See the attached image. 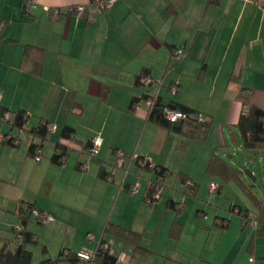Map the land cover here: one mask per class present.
<instances>
[{
    "label": "crops",
    "instance_id": "1",
    "mask_svg": "<svg viewBox=\"0 0 264 264\" xmlns=\"http://www.w3.org/2000/svg\"><path fill=\"white\" fill-rule=\"evenodd\" d=\"M0 3L2 6L0 17L7 19L0 40V106L9 110L26 111L28 120L25 130L31 117L36 118L35 124L40 118L49 121L52 125L50 133L57 131L59 127L61 130L64 125L73 127L74 139L63 140L60 137L56 141L65 143L69 149L75 147L78 154L82 152L83 142L87 139L93 140V136L96 135L101 139L100 148L114 144L111 136L104 137V130L110 131L106 126L97 130L98 134L94 133L90 126L89 130L84 132L83 139L77 138V130L82 128L81 125L88 124L83 121L87 106L95 107L96 104L97 110L106 108L109 114L114 113L119 120L134 118L142 124L141 136L147 129L154 130L153 126H155L154 134H148L152 139L149 140L148 137L143 142L147 148L158 145L157 141L161 139L162 134L166 135L164 138L166 142H169L167 137L171 138L175 135L203 141L209 134L214 116L218 113L216 124L222 144L224 125L233 126L245 107L237 97L238 92H241L245 86L264 89V6L262 5L243 3L240 0H115L109 8L102 11H90L85 8L78 13L75 8L79 5L86 6L89 0H29L26 5L33 6L27 13L22 7V0H3ZM8 6L11 7L10 11L6 8ZM53 9L58 12L52 14ZM197 36L198 45L195 42ZM28 44L42 51L39 72L31 71V62L23 54ZM170 47H186L184 57L170 55ZM105 65L125 72L126 88H114V81L110 82L95 72L99 66L102 68ZM142 67L149 68L150 77L157 84L153 94L167 95L163 86L176 81L178 91L174 99L211 120L204 139L172 133L148 121L142 100L133 112L127 110L133 96H140L142 93L151 94L149 91L139 89L141 86L133 84L134 74ZM160 72L162 75L158 77ZM231 74L238 76L241 83L239 90L228 87ZM157 81L161 84L159 85ZM154 82L148 86H153ZM190 82H195L198 86L196 93H193L197 94L194 98L180 94L184 85ZM5 87L9 90L6 91ZM201 94L210 95L217 100L218 109L215 108L213 112L203 106L199 99ZM93 111L89 123H93L96 117L97 112ZM27 133L29 140L24 153L14 150L19 145L18 140V144L14 147L0 145V159L22 156L20 165L32 163L33 159L27 155L32 136L28 131ZM90 134L93 136H89ZM75 141H78L76 142L78 145L73 146ZM139 142L140 139L136 142L137 147L140 146ZM119 149L120 147L114 146L112 154L113 150ZM162 150L163 147L160 146L158 151L162 153ZM53 152L54 144L51 154ZM48 159L51 163L50 156ZM79 159L78 157L77 161ZM102 162H104L103 158L98 160L99 166ZM154 162L168 167L169 174L172 172L169 164L158 160ZM98 168L96 180L102 182L95 181V183L109 188L104 183L108 180L98 176ZM178 173H183L198 187L190 171ZM150 176L148 183L154 178L153 174ZM127 185L129 186V183ZM127 185L121 187L130 193ZM21 202L16 203L14 208L16 214ZM148 205L151 206L149 203ZM165 208H168L166 201ZM199 212L198 209L195 214L199 215ZM218 214L216 212L214 216ZM222 216L228 219V224L226 228L221 229L220 237L227 233L230 224V219ZM174 221L177 222L175 218L172 223ZM112 224L120 226L122 223L116 221ZM179 224L180 229L174 238H178L181 232L182 224ZM211 225L213 226L212 223ZM129 229L133 230V226ZM133 231L142 235L140 230ZM237 239L241 240L240 237ZM247 240H249L247 245L249 256L244 252L242 262L237 264H257L256 259L262 261L260 264H264V236L251 237V231L246 239H242L239 243L236 256L233 258L230 256L229 264H235L237 255L244 247V241ZM129 246L133 253L149 251L141 245L144 250H135L131 244ZM86 248L89 247L84 245L76 252L93 251ZM111 250L116 253L112 248ZM117 256L122 264H133L131 258L127 259L126 256L118 254ZM200 260L202 259L198 261Z\"/></svg>",
    "mask_w": 264,
    "mask_h": 264
},
{
    "label": "rangeland",
    "instance_id": "2",
    "mask_svg": "<svg viewBox=\"0 0 264 264\" xmlns=\"http://www.w3.org/2000/svg\"><path fill=\"white\" fill-rule=\"evenodd\" d=\"M1 8L0 3V10ZM6 8L10 11L11 7ZM197 39L198 36L195 40L196 45H198ZM242 46H245V42ZM119 70V68L113 69L112 66L105 65L102 68L99 66L95 72L110 82L114 81V88H126L127 75ZM161 75L162 72L158 77ZM156 85L154 82L153 86L144 85L139 89L153 94ZM197 87L195 82H190L184 85L180 94L194 98L197 94L193 93H196ZM5 90L9 89L5 87ZM164 91H166L165 88ZM167 94L170 93L167 92ZM199 99L203 106L213 112L218 109V101L210 95L201 94ZM92 111L97 113L93 123H89ZM217 120L218 113L214 116L209 134L203 141L175 135L171 138L167 137L169 142H166L164 141L166 135L162 134L161 139L157 141L158 145L153 146L154 148H147L143 142L148 137L149 140L152 139L148 134H154L155 126H153L154 130L147 129L141 136L142 124L134 118L119 120L114 113L109 114L106 108L97 110L96 104L95 107L87 106L83 121L88 124L81 125L82 128L77 130V138L83 139L84 132L89 130L90 126L96 134L99 132L97 130L106 126L110 128V131L104 130V137L111 136L114 144L110 147L100 148V145L96 147L94 158L89 155L87 149L83 148L82 153L78 154L77 149L71 147L64 165L54 166L48 158L54 142L60 139L59 127L57 131H52L47 140L43 142L42 155L38 160L33 159L28 165H20L22 156L1 158L0 236L6 237L8 235L6 230L12 225L19 224L14 208L18 201L23 200L22 202L31 203L35 207V211L27 221V229L37 236L36 243L27 245L32 252V264H37L44 257L57 256L61 247L76 251L79 247L87 245L89 248L86 249L93 250L102 228L106 223L116 221L121 222L120 226L127 229L133 226V230H140L142 235L139 244L150 251L133 253L129 243L123 239L105 235L116 254L126 256L127 259L131 258L133 264H191L199 259L206 261L205 264H229L230 256L232 258L236 256L239 243L242 239H246L253 229L249 224H241L240 215L237 213L238 208L243 212L245 207H248L251 213L255 208L234 181H224L220 177L211 176L205 172L212 152L222 154L234 166L250 167L229 131L230 128L235 129L234 126L224 125L222 137L227 141L228 146L222 147ZM35 122L36 118L31 117L26 127L29 128ZM0 126V133L8 131L6 123L0 122ZM11 134L19 137V145L14 150L24 153L29 140L27 130H12ZM99 137L96 135L93 139ZM139 139L140 146L137 147L136 142ZM76 142L78 141L73 142V146L78 145ZM114 146L120 147L118 154H112ZM160 146L163 147L162 153L158 151ZM138 154H144L152 163L158 160L171 166L172 172L161 186L159 198L151 206L142 196L152 173L142 170L135 163L134 158ZM78 157L85 161L84 171L74 168ZM102 158L107 170L112 169L113 163L117 164L113 170V183L104 182L109 188L95 183V181L102 182L96 180L98 160ZM251 167L257 175L256 180L259 185L257 190L261 192L264 190L263 158H258ZM187 170L192 173V178L198 183L195 195L184 193V186L177 176L179 171L186 172ZM246 179L251 181L247 177ZM213 182L220 189L219 193H210L209 185ZM128 183L134 188L130 193L121 187ZM169 197L181 201L182 209L179 213L176 214L173 210L165 208V201ZM231 206L235 208V211L230 210ZM198 209L200 212L196 215L195 212ZM37 212L45 214L46 218L43 222L35 219ZM216 212L230 219L227 233L223 237H220L221 229L211 225ZM174 218L182 224L178 238L170 235ZM241 226L243 228H240ZM238 237L241 240H238ZM244 242V247L239 251L235 264L242 262L244 252L249 254L247 251L249 240ZM42 245L45 246L47 253L42 251ZM79 251L87 252L86 250ZM256 256L259 257V255ZM255 261L257 264L262 262L258 259Z\"/></svg>",
    "mask_w": 264,
    "mask_h": 264
},
{
    "label": "trees",
    "instance_id": "3",
    "mask_svg": "<svg viewBox=\"0 0 264 264\" xmlns=\"http://www.w3.org/2000/svg\"><path fill=\"white\" fill-rule=\"evenodd\" d=\"M29 0H22V7L26 12V4ZM97 1L103 0H89V4H94ZM255 4V3H253ZM260 5L264 6V0ZM28 13V12H27ZM7 19L0 17V40L1 31L6 25ZM179 47H170V55L175 57V50ZM24 56L30 60L33 72H39L42 63V51L34 45H26L24 49ZM178 61V59L176 60ZM171 68V66H169ZM147 80V83H145ZM154 80L150 77L149 68L142 67L139 72L133 76V84L135 86L151 85ZM160 85L161 82L157 81ZM241 83L239 82L236 74H231L228 81V87L240 89ZM166 91L170 94L160 95L142 93L140 96H133L130 100L128 111L133 112L140 100L145 104L146 118L148 121L153 122L172 133H182L189 138L204 139L210 127L211 120L201 115V113L191 107L183 105L174 99L175 94L172 93V88L178 91V83L172 81L164 86ZM237 94V92H236ZM237 97L242 106H245L240 113L237 122L233 125L235 129L230 128V133L233 139L237 142L238 147L243 152V157L247 165L234 166L220 153L212 152L205 172L211 176H217L224 181H234L243 191L245 196L249 199L255 210L251 213L248 207H245L241 212L240 208L237 213L240 215L242 225L249 224L248 218L252 216L256 221L255 226L251 230V237L264 236V190L261 192L257 190L259 185L257 183V175L253 172L251 166L255 164L259 157L264 159V89L252 86H245L241 92H238ZM150 100L151 104L146 105V101ZM167 108L176 109L182 112V117L175 122H170L165 118L164 111ZM9 113V118L5 119L4 113ZM28 120L26 111L22 109L9 110L7 107L0 106V122L8 125V131L0 133V145H8L14 147L18 144V135L10 134V130L25 129V124ZM51 124L49 121L40 118L36 124L27 128L26 130L32 136L27 148V155L35 160H38L42 155L43 142L47 140L51 131ZM60 137L63 140L74 139V128L69 125H64L60 130ZM222 147H227L228 143L223 138ZM83 148L89 151V155L94 158L93 153V140L87 139L83 142ZM68 146L61 142H54V152L50 155L51 163L61 166L65 162L68 154ZM120 151L113 150V154H118ZM82 153V152H81ZM135 163L141 167L142 170L152 172L154 178L150 180L147 185L144 200L152 204L159 198V190L164 184L166 177L169 174L168 167L152 163L146 156L137 155ZM75 167L79 170H85V161L79 159ZM117 167L113 163L112 169L107 170L104 162L98 168V176L102 179L113 182V170ZM180 182L184 186V193L195 195L197 184L189 180L183 173L177 174ZM249 178L251 181H247ZM127 185V184H126ZM127 190L133 191V185H127ZM218 192V188L217 191ZM155 195L157 197H155ZM166 206L172 209L176 214L182 209L181 202L174 201L171 198L166 200ZM231 211L235 208L230 207ZM35 211V207L31 203L21 202L17 210L19 224L10 226L6 231V237L0 236V264H32V252L27 248L30 243L37 242L36 234L27 229V221L31 214ZM41 211V210H39ZM198 215V213H197ZM46 218L42 212H37L35 219L43 222ZM212 224L218 226L220 229L227 227L228 219L223 216H214ZM180 229V224L174 221L171 225L170 235L177 236ZM105 235L116 236L123 239L125 242L131 244L135 250H144L140 246L141 234L120 227L112 223H106L98 238L95 249L91 252L92 257L87 260H81L76 254V251H71L68 248H61L55 257H44L37 264H122L117 254L111 250L109 240ZM42 251L47 253L44 245ZM204 260H200L192 264H205Z\"/></svg>",
    "mask_w": 264,
    "mask_h": 264
},
{
    "label": "built area",
    "instance_id": "4",
    "mask_svg": "<svg viewBox=\"0 0 264 264\" xmlns=\"http://www.w3.org/2000/svg\"><path fill=\"white\" fill-rule=\"evenodd\" d=\"M114 1L115 0H103V1H97L94 4L87 3L86 6H82V5L77 6L75 8V10L78 13L82 12L85 8H87L90 11L91 10L102 11L104 9L109 8ZM240 1L243 2V3H255L257 5H260L262 0H240ZM32 6L33 5H27L26 6V12L29 13L31 11ZM57 12H58V10H56V9L52 10V14H56ZM185 51H186V47H179V48H177L175 50V54L179 58H183L184 55H185ZM145 83H147V80H145ZM172 93L173 94L176 93V89L175 88H172ZM150 104H151L150 100L146 101V105L147 106L150 105ZM164 115H165V118L168 121H170V122H175V121H177L179 118H181L183 116L181 111L176 110V109H172V108L165 109ZM4 117H5V119H8L9 118V113H7V112L4 113ZM99 145H100V139L99 138L93 139V153H95L96 147H98ZM121 155H122V153H121ZM217 188H218L217 184H215L214 182L210 183V185H209L210 193H216ZM155 197H157V196L155 195ZM248 220H249V225L254 227L255 224H256V221L254 220V218L252 216H250L248 218ZM76 255L81 260H84V261H87V260H89L92 257V254L90 252H84V251H78Z\"/></svg>",
    "mask_w": 264,
    "mask_h": 264
}]
</instances>
